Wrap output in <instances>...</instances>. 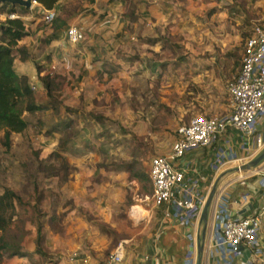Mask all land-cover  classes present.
<instances>
[{"label":"rangeland","instance_id":"374dc122","mask_svg":"<svg viewBox=\"0 0 264 264\" xmlns=\"http://www.w3.org/2000/svg\"><path fill=\"white\" fill-rule=\"evenodd\" d=\"M205 1L183 0L184 11L168 15L166 23L146 22L135 33L124 27L128 39L122 43L104 36L101 43H125L126 48L113 53L112 74L101 81L104 97L91 110L83 108L79 116L70 111L69 117L63 112L71 109L64 76L58 103L26 115L30 126L13 135L10 151L0 133V193L10 188L23 201L8 239L31 254L5 258L2 264H103L121 244L126 259L156 251L167 224L154 206L150 180L140 181L134 173L149 176L152 158L169 154L177 129L191 118L228 112L227 88L239 74L245 40L256 25L264 24V0H225L233 3L229 11ZM65 8L59 18L68 28L94 25L96 20L89 23L75 14L83 4ZM31 10V20L39 19L41 27L33 35L35 24H30L36 66L51 72L41 52L59 42L52 31L55 22L47 23L36 5ZM143 33L155 41L150 47L131 39ZM60 36L70 47L63 32ZM36 98L48 103L45 93ZM70 119L69 127L59 128ZM226 180L246 186L256 177L243 171L221 183Z\"/></svg>","mask_w":264,"mask_h":264},{"label":"crops","instance_id":"0c3cea01","mask_svg":"<svg viewBox=\"0 0 264 264\" xmlns=\"http://www.w3.org/2000/svg\"><path fill=\"white\" fill-rule=\"evenodd\" d=\"M182 2L183 0H118L115 2H110L109 0H63L59 4L56 9L58 17L62 15V12L66 9L65 7H68V5L70 6L74 4L76 6H81V4H83L84 9H79L75 14H77L78 17L84 16L89 23H93L96 20L94 25L80 23V28H78L85 34V41L77 45L70 44V47L60 42L62 38L60 32H63L66 37L67 29H63L68 28V22L66 21L64 26L58 27L57 29L54 26L52 31L57 32L56 35L59 42L50 43V46L48 47L50 50L41 52L42 59L50 62L49 67L53 69V71L47 73L59 76L60 81L66 76V101H70L69 107H71V110L79 111L77 114L72 112L73 114L79 116L82 113L81 110L83 108L85 111L91 110L92 108H90V106L93 107L94 103L102 100L104 95L100 93V88L104 86V84H102L101 81H107L108 78L106 77L112 74L109 72V67H111V64L116 63V54L114 55L113 53H116L117 51L119 55V51L123 52L126 48L125 43L123 46L117 44V42L115 44L110 42L108 43L109 45H106L101 43L103 42L101 39H103L104 36L110 39L111 37H114L112 38V41L116 40L121 41L122 43V40L128 39L127 31L123 30L125 28L129 27L135 33L141 30L142 24L146 22L148 24L153 22L166 23L168 15L178 10L184 11V8H182ZM205 2H209L212 7H216V5H223L226 1L207 0ZM37 11L44 13V10L39 7H37ZM32 13L24 18L27 22L30 21L28 22L30 36L19 43V47L24 48L27 51L28 56L26 59H22L21 55H17L15 59V70L19 75H26L30 80V84L36 83L38 90L34 92L35 98L38 94L44 95L45 93L47 102L46 91L37 75L38 67L36 66V63L39 62V59L35 58L36 51L30 42V38L32 37L30 24H35L36 29L33 35H35L37 31L41 32V27L39 26L40 20H31V18L33 19V16L31 17ZM4 15L2 17L3 20L6 19ZM262 20L264 21V17ZM110 23L115 24L109 26L108 24ZM118 26V30L113 32V29ZM146 35V33L139 36L134 34L131 39L133 41L141 42V45H147L150 47L149 44L155 41L152 42ZM42 41H44V39ZM40 46L41 44L38 45L36 49ZM39 51L40 48L38 49V52ZM62 89L63 85H61V91ZM36 101L38 104H45V102L39 103L37 98ZM63 112L68 117L71 116L69 111L63 110ZM63 121L66 123L69 122L70 125L71 119ZM69 125L63 127L67 128ZM259 129L264 137V122L260 125ZM215 148L190 153L182 160L175 163V166L178 167V169L186 172L187 180L189 182L201 176H208V179L204 181L205 183H203L202 186V190L205 193L208 190H212L211 188H213L214 183L220 177L225 175L224 177L228 178L230 174L227 173L241 165V163L245 161L248 153H251L247 147H244L242 136L234 132H229L228 135L223 137L220 142L216 144ZM218 150H220V152H217ZM219 157L221 160L225 161L226 164L221 167L216 174L212 168L215 169L214 166ZM223 178H221L219 184ZM262 181L263 178L256 177L254 183L250 185L247 184L246 186H236L234 182L228 189V192L232 195L229 208L234 215L247 216L256 210L257 205L263 204L261 201V196L264 193V189L261 188ZM228 182H230V180H226V183ZM222 183L226 184L225 182ZM220 185H218V187ZM245 194L249 195V200L246 203L241 199V196ZM212 207L213 210L211 214H209L202 264H250L253 262V256H250L246 262L237 256H235L234 259H231L229 258V252L226 249H221V247L215 246L217 238L215 235L216 218L214 202ZM166 224V230L156 246L155 254L158 257V264H197L200 243L199 238L202 234V231L200 232V220L196 225H188L181 222L178 218H173L166 222ZM191 236H195L197 240L198 253L195 263L191 257L192 249L194 248V242L190 240ZM260 243L262 247H264V232L260 237ZM139 254L144 253L130 254L128 259H126L125 264H146L139 257Z\"/></svg>","mask_w":264,"mask_h":264},{"label":"built area","instance_id":"2783aa9c","mask_svg":"<svg viewBox=\"0 0 264 264\" xmlns=\"http://www.w3.org/2000/svg\"><path fill=\"white\" fill-rule=\"evenodd\" d=\"M33 5L38 6L37 2ZM45 20L52 24L58 16L56 10L44 11ZM15 19L17 16L4 15ZM3 15L0 14V18ZM69 44L77 45L85 41V34L77 27L70 26L66 32ZM33 92L38 90L36 83L30 84ZM228 112L221 117L197 116L177 129V138L167 155L153 157L150 162L149 177L153 187V203L159 209L162 220L166 223L178 218L188 225L199 223L201 213L206 204L209 192H203L202 186L208 176H201L189 182L186 172L178 169L175 163L186 155L210 148H215L220 140L234 132L242 136L243 145L250 150L245 161L237 168L248 164L264 152V137L259 127L264 122V27L256 25L252 34L247 37L244 45L241 69L234 82L227 88ZM216 149V148H215ZM217 152H220L218 150ZM255 157V158H254ZM254 158V159H252ZM226 164L219 159L214 168L216 174ZM242 172V171H240ZM251 177H261V188L264 189V162L255 168ZM234 182L221 184L214 200L216 218V245L226 249L229 258L241 256L239 247L244 246L254 257L250 264H264V247L260 237L264 232V193L261 196L263 204L257 205L256 210L247 216L234 215L229 203L232 195L228 189ZM244 203L249 195L241 196ZM191 257L196 262L198 247L195 236ZM146 263L158 264V257L154 253L139 254ZM126 253L121 244L103 264H125Z\"/></svg>","mask_w":264,"mask_h":264},{"label":"trees","instance_id":"16d2710c","mask_svg":"<svg viewBox=\"0 0 264 264\" xmlns=\"http://www.w3.org/2000/svg\"><path fill=\"white\" fill-rule=\"evenodd\" d=\"M37 2L39 8L44 11L56 10L63 0H32ZM115 2L118 0H109ZM234 3V0H233ZM224 2V7L229 11L233 6ZM19 4L2 3L0 1V14L16 15L15 19L6 18L0 21V133H3L1 142L7 151H10L13 144V135L24 134L30 123L26 115L34 116L37 113L49 110L50 104L58 103L56 93L61 89L60 77L55 74L43 72L38 68V78L43 85L46 95V104H38L35 94L30 86V80L26 75H19L15 70V59L21 55L22 59L28 56L24 48L19 47V43L30 36L28 22L24 19L32 12ZM31 12V13H30ZM244 13V11L242 10ZM241 12V15H245ZM54 26L57 29L66 24V20L58 16L54 20ZM59 23V24H58ZM241 60H239L238 69H241ZM238 75V74H237ZM78 113V110L66 109ZM69 125V122H61L60 129ZM71 125V122H70ZM69 125V126H70ZM58 129L54 128V132ZM130 172L134 173L131 168ZM134 177L140 181L150 180L149 176L143 173L135 172ZM151 182V180H150ZM23 205L22 198L12 189L4 188L0 193V264L5 258H28L31 256L23 246L10 241L8 233L15 224L19 216V208ZM41 229H38V235L41 236ZM43 255L42 253L38 252Z\"/></svg>","mask_w":264,"mask_h":264},{"label":"water","instance_id":"95a60500","mask_svg":"<svg viewBox=\"0 0 264 264\" xmlns=\"http://www.w3.org/2000/svg\"><path fill=\"white\" fill-rule=\"evenodd\" d=\"M2 3H12V4H19L22 5L28 9H31L33 7V1L32 0H0ZM264 162V152H262L258 157H256L254 160L249 162L248 164L242 166L241 168H236L234 170H231L227 174L231 173H237L240 171H252L255 168H257L259 165H261ZM225 176V175H224ZM224 176L220 177L215 184L213 185V188L211 192L209 193V196L207 198L206 204L203 208V211L201 213V218H200V223L203 225V230L202 234L200 235L199 238V254L197 258V264H202L203 261V250L205 246V239H206V234H207V228H208V221H209V214H210V208L213 206V202L217 193L218 185ZM240 252H242L240 259H243L244 262H246L250 256L251 253L244 247L240 246L239 247Z\"/></svg>","mask_w":264,"mask_h":264}]
</instances>
